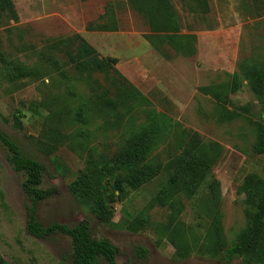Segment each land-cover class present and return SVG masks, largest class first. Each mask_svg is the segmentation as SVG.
I'll use <instances>...</instances> for the list:
<instances>
[{
    "label": "rangeland",
    "instance_id": "1",
    "mask_svg": "<svg viewBox=\"0 0 264 264\" xmlns=\"http://www.w3.org/2000/svg\"><path fill=\"white\" fill-rule=\"evenodd\" d=\"M13 2L17 18L0 14V50L9 63L0 62V126L45 166L41 188L53 192L40 203L38 219L46 226L89 221L95 237L120 248L121 264H225L223 249L246 240L252 226L239 186L250 173L264 178V154L254 149L264 130V104L243 69L264 71V0H170L180 20L179 37L170 43L129 0ZM78 35L101 58L117 57L115 70L78 72L68 54L77 52ZM60 39L65 42L56 44ZM185 43L195 53L177 50ZM14 66L31 75L17 74ZM149 110L170 126L152 153L155 161L175 153L177 127L218 143L221 157L176 210L155 201L167 178L158 177L113 205L116 225L110 226L75 197L71 184L90 160L115 156L150 122ZM25 179L0 143V254L8 264H72L68 237L39 239L27 231ZM174 213L183 223L176 229ZM180 237L186 250L171 243ZM211 241L216 248L207 249ZM139 245L148 251L143 257L135 255ZM247 255L231 264H264V252L249 262Z\"/></svg>",
    "mask_w": 264,
    "mask_h": 264
},
{
    "label": "trees",
    "instance_id": "2",
    "mask_svg": "<svg viewBox=\"0 0 264 264\" xmlns=\"http://www.w3.org/2000/svg\"><path fill=\"white\" fill-rule=\"evenodd\" d=\"M205 1V0H201ZM132 8L137 10L145 19L150 29L155 34L168 33L165 38L167 42L179 37V16L170 0H129ZM113 7L107 10V15H113ZM6 13L17 18L13 0H0V14ZM117 26L105 25L102 29L106 31L116 30ZM186 38L185 35H180ZM80 41L76 53H68L69 61L80 73L115 70L119 62L117 57L107 56L101 58L96 49L82 36L78 35ZM65 42V39L55 41L56 44ZM188 43L177 47L180 52L190 50L195 53L194 47L190 48ZM190 46H192L190 44ZM45 57L52 60L49 53H43ZM0 62L7 64L5 54L0 50ZM9 64V63H8ZM246 72L247 80L254 93L264 104V71L252 66ZM17 74L31 75V71L24 67L14 66ZM112 104L111 99L106 100ZM152 116L150 122H144L133 135L127 137L119 150L113 157L89 162L77 179L71 184V190L75 197L85 205L89 206L92 213L104 223L115 226L113 221V205L117 201L126 200L133 191L138 190L151 180L167 176L164 186L155 201L169 204L176 210L179 199L183 196L192 197L199 190L211 174V169L219 161L222 147L215 142H204L196 133H190L186 129L176 128L175 153L167 161L153 158V151L160 140L169 137V128L161 124L158 114L149 110ZM0 143L8 153V161L16 172L26 175L22 187L26 192L29 202L26 205L27 231L39 238L47 239L51 236L61 234L71 240L72 251L70 259L72 264H121L117 257L120 248L109 238H97L89 221L84 220L79 224L52 223L44 225L38 219L40 203L46 200L53 192L52 189H42L45 166L26 151L7 131L0 126ZM254 149L259 154H264V130L257 133ZM218 187V186H217ZM215 191V190H213ZM239 192L246 194V204L249 215L252 217V226L249 229L248 238L236 242L223 249L226 257L225 264H231L234 258L246 255V261H251L255 254L264 252V178L256 174H248ZM178 214L171 216L176 227L183 225L177 220ZM219 215L216 220L219 221ZM170 240H172L169 237ZM168 239V240H169ZM179 243H174L181 250L188 248L187 239L180 237ZM177 241V242H178ZM206 244V248L214 249L216 245ZM188 251V250H187ZM147 249L142 245L136 247L135 255L143 257ZM263 256V255H261ZM0 264H8L0 254ZM124 264H138L131 260Z\"/></svg>",
    "mask_w": 264,
    "mask_h": 264
}]
</instances>
